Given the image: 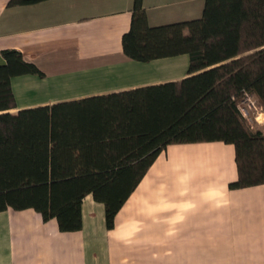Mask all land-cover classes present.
Returning a JSON list of instances; mask_svg holds the SVG:
<instances>
[{
  "label": "trees",
  "instance_id": "obj_1",
  "mask_svg": "<svg viewBox=\"0 0 264 264\" xmlns=\"http://www.w3.org/2000/svg\"><path fill=\"white\" fill-rule=\"evenodd\" d=\"M121 45L139 62L186 54L187 75L11 112V79L44 73L20 51H0V211L32 208L59 230L76 231L91 194L110 229L172 144H231L237 177L228 188L264 184V128L256 113L247 118L239 109L248 95L264 112V0H203L199 17L155 26L142 0H133Z\"/></svg>",
  "mask_w": 264,
  "mask_h": 264
},
{
  "label": "crops",
  "instance_id": "obj_2",
  "mask_svg": "<svg viewBox=\"0 0 264 264\" xmlns=\"http://www.w3.org/2000/svg\"><path fill=\"white\" fill-rule=\"evenodd\" d=\"M7 2L0 0V51L14 48L44 73L11 79V112L187 75L186 54L139 62L123 53L133 0ZM142 3L152 26L197 18L203 7V0ZM236 177L231 144L168 145L110 229L91 194L76 231L59 230L32 208L0 211V264H264V184L229 189Z\"/></svg>",
  "mask_w": 264,
  "mask_h": 264
},
{
  "label": "built area",
  "instance_id": "obj_3",
  "mask_svg": "<svg viewBox=\"0 0 264 264\" xmlns=\"http://www.w3.org/2000/svg\"><path fill=\"white\" fill-rule=\"evenodd\" d=\"M239 109L241 113L247 118L249 117L250 113H256L255 119H257L260 114L255 101L248 95L245 96V99L243 100L242 105L239 106Z\"/></svg>",
  "mask_w": 264,
  "mask_h": 264
},
{
  "label": "bare ground",
  "instance_id": "obj_4",
  "mask_svg": "<svg viewBox=\"0 0 264 264\" xmlns=\"http://www.w3.org/2000/svg\"><path fill=\"white\" fill-rule=\"evenodd\" d=\"M258 120H259L260 122L264 121V115L259 114Z\"/></svg>",
  "mask_w": 264,
  "mask_h": 264
},
{
  "label": "rangeland",
  "instance_id": "obj_5",
  "mask_svg": "<svg viewBox=\"0 0 264 264\" xmlns=\"http://www.w3.org/2000/svg\"><path fill=\"white\" fill-rule=\"evenodd\" d=\"M186 32H188V31H186Z\"/></svg>",
  "mask_w": 264,
  "mask_h": 264
}]
</instances>
